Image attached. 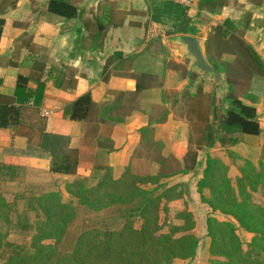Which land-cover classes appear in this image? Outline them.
Returning <instances> with one entry per match:
<instances>
[{"label": "crops", "instance_id": "1", "mask_svg": "<svg viewBox=\"0 0 264 264\" xmlns=\"http://www.w3.org/2000/svg\"><path fill=\"white\" fill-rule=\"evenodd\" d=\"M51 1L0 0V107L20 110L0 119L7 124L0 128V165L16 168L19 177L6 182H24L23 173L37 186L48 184V188L50 183L45 182L54 180L60 182L53 186L61 190L64 201L73 200L66 185L85 179L88 173H53L49 159L18 153L30 145L38 149L43 131L67 137L70 149H80L84 125L66 118L65 108L86 95L99 107H127L129 96L137 91V77L148 76L141 81L134 103L137 110L109 134L105 132L111 140L108 165L113 177H122L138 149L142 130L151 127L150 139L162 145L164 157L173 155L184 162L192 147L197 154L194 171L162 181L184 192L182 198L170 203V209H189L196 224L205 230L210 216L233 220L215 215L202 202L197 183L208 155L222 161L233 185L246 163L257 169L264 166V76L253 78L249 96L242 99L255 108L262 132L242 135L233 146L216 143L211 149L196 150L212 121L213 99L219 102L227 91L215 87L212 80H200L198 72L175 58L174 40L179 36H166L164 27L151 20L150 0H68L76 9V18L52 12ZM205 1L212 0H193L187 11L199 32L195 38L205 47L212 29L231 20L264 63V0H217L218 5ZM245 26L250 28L244 30ZM222 60L233 63L235 56L225 54ZM179 66L186 68L187 76ZM187 90L190 98H182ZM158 171L159 165L153 164L152 173ZM152 189L148 185L147 190ZM203 195L209 197L210 193L205 190Z\"/></svg>", "mask_w": 264, "mask_h": 264}, {"label": "trees", "instance_id": "2", "mask_svg": "<svg viewBox=\"0 0 264 264\" xmlns=\"http://www.w3.org/2000/svg\"><path fill=\"white\" fill-rule=\"evenodd\" d=\"M205 3L218 5L219 2L212 0ZM149 7L151 20L164 27L166 36L198 35L188 9L175 0H150ZM50 10L66 18L77 16L76 9L68 0H52ZM248 28L245 26L244 30ZM242 36L235 23L226 20L214 27L206 40L208 60L225 75L228 90L219 102L213 99L212 121L206 127L200 145L195 146L196 150L211 149L216 143L222 147L233 146L240 142L242 135H259L262 132L255 108L245 105L242 99L249 96L253 78L264 76V63ZM225 54L234 55V62L223 61ZM177 68L184 77L187 76L185 67ZM137 78V91L129 96L127 107H99L86 95L65 108L66 118L84 125V139L80 149H70L67 137L43 131L38 149L30 145L18 154L49 159L53 173H88L85 179L80 178L66 185V191L72 198H76L82 206L99 211L115 205L132 207L139 203L132 211L139 214L143 225L136 228L132 215L119 231L98 228L85 231L79 236L73 252L65 254L59 250L60 244L77 216V208L72 203H64L59 193H47L37 199L38 208L45 218L34 227L33 251L8 239H0V248L5 247L8 253V259L0 264H175L176 259L187 261L196 257L200 241L192 233L195 227L192 214L184 212L182 219L185 224L174 227L172 232L163 233L159 226L161 200H177L184 193H177L179 186L168 187L162 181L194 171L197 165L195 149H190L184 162L173 155L164 157L161 154L162 145L150 139L153 130L148 127L142 130L138 149L131 155L120 179L113 177L108 165L112 146L105 132L109 134L112 127L137 110L134 103L141 89V81L148 76ZM190 96L187 90L183 92L182 98L189 99ZM122 97L125 99L126 95ZM19 111L0 107V119ZM6 126L0 122V128ZM190 144L194 145L191 138ZM153 164L159 165L157 175L152 173ZM261 165L258 170L254 165L246 163L241 176L233 185L222 161L207 156L205 169L197 183L198 193L202 202L214 214L221 213L233 219L220 221L215 216L207 218L210 264H264V204L257 203L253 197L264 179V166ZM99 173H102L101 176H98ZM17 176L16 168L0 165L1 178L13 180ZM91 181L96 182L91 184ZM147 185L153 186V189H144ZM205 190L209 191V197L203 195ZM6 206L1 199L0 211ZM163 210L167 212V209ZM24 228L33 230L32 226ZM239 231L253 235L247 250L244 249ZM176 233L183 235L176 237Z\"/></svg>", "mask_w": 264, "mask_h": 264}, {"label": "rangeland", "instance_id": "3", "mask_svg": "<svg viewBox=\"0 0 264 264\" xmlns=\"http://www.w3.org/2000/svg\"><path fill=\"white\" fill-rule=\"evenodd\" d=\"M21 178L24 182L20 183L19 180H16V182H6V180H8L7 178L0 177V200L3 199L8 205L4 208V210L0 211V239H8V241L21 245L29 251H33L34 249L33 235L36 233L34 227H36V223L38 221H42L45 218L42 211L38 208L37 199L39 197H43V195L47 193H59L64 203H72L77 208V216L60 244L59 250L65 254H71L73 252L79 236L85 231L95 228L101 230L119 231L123 227L126 220L132 215V220L134 221L136 228H140L143 225V221L139 217V214L132 211L138 207L139 203H136L132 207L126 205H115L100 211L91 210L80 205L76 198H72L73 200L65 202V198L61 190L54 188L55 186H53L55 184H59L60 182H55L54 180L45 182L50 183V187L47 188L46 186L48 184H40L38 186L37 184H34L30 175L26 173H23ZM95 182L96 181H92L90 183L95 184ZM143 188L147 190L148 185ZM180 191L181 190L178 188L177 193ZM253 197L257 203L264 204V179L261 180L258 192L254 193ZM173 201L175 200L167 201L166 199H162L160 203L161 210L159 216V226H161L163 233L172 232L174 227H182L185 224V220L182 219V215H184L183 213H190L187 208L182 211L180 210V212H176V208H173V210L170 209V203ZM164 208L167 209V212L163 210ZM216 214H219V217L222 215L221 213H215V215ZM25 226H32L33 230L25 229ZM204 228V226L197 225L195 222V227L192 233L200 241L198 249L199 253L197 252L196 257L193 260L187 261L176 259L174 262L175 264L176 261L177 264H210V253L209 251L207 252V245L210 243V239L207 236V228L206 230ZM181 235L183 234L176 233V237H180ZM239 236L244 245V249L247 250L248 244L251 241L250 237L252 238L253 236L248 235L247 233L243 234L242 232L239 233ZM48 243L52 242L48 241ZM7 259V250L2 246L0 248V262ZM262 260L264 262V254L262 256Z\"/></svg>", "mask_w": 264, "mask_h": 264}, {"label": "water", "instance_id": "4", "mask_svg": "<svg viewBox=\"0 0 264 264\" xmlns=\"http://www.w3.org/2000/svg\"><path fill=\"white\" fill-rule=\"evenodd\" d=\"M174 44L177 47L173 50L175 58L188 66L190 71L198 72L200 80H212L215 87L222 88L223 92L228 90L225 76L209 62L206 49L198 38L179 36Z\"/></svg>", "mask_w": 264, "mask_h": 264}, {"label": "built area", "instance_id": "5", "mask_svg": "<svg viewBox=\"0 0 264 264\" xmlns=\"http://www.w3.org/2000/svg\"><path fill=\"white\" fill-rule=\"evenodd\" d=\"M176 2H178L179 4L183 5L184 7H186L187 9L192 5L193 0H175Z\"/></svg>", "mask_w": 264, "mask_h": 264}]
</instances>
